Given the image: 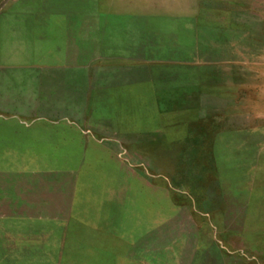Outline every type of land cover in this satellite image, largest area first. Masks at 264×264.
Here are the masks:
<instances>
[{"label":"rangeland","instance_id":"obj_1","mask_svg":"<svg viewBox=\"0 0 264 264\" xmlns=\"http://www.w3.org/2000/svg\"><path fill=\"white\" fill-rule=\"evenodd\" d=\"M0 264H264V0H0Z\"/></svg>","mask_w":264,"mask_h":264}]
</instances>
